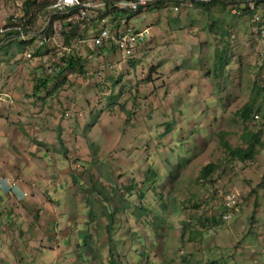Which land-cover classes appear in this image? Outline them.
I'll list each match as a JSON object with an SVG mask.
<instances>
[{
  "label": "rangeland",
  "instance_id": "1",
  "mask_svg": "<svg viewBox=\"0 0 264 264\" xmlns=\"http://www.w3.org/2000/svg\"><path fill=\"white\" fill-rule=\"evenodd\" d=\"M26 1L0 0V29L29 17ZM36 2L29 28L19 25L25 38L0 31V236L15 251L1 264H264V146L250 161L223 162L197 178L223 156L219 131L240 144L243 124L233 112L255 83L264 85V32L254 23H264V4L254 18L228 2L207 12L125 14L145 30L127 59L91 44L104 23L118 20L111 11L54 19V0ZM212 21L230 30L229 64L214 75L222 41L207 32ZM67 22L77 24L68 44ZM67 54L80 57L82 73L60 72ZM43 78L48 84L34 93ZM247 124L264 141V116ZM212 216L217 226L200 225ZM55 236L66 237L60 263L54 253L40 260L37 249L55 247L46 241Z\"/></svg>",
  "mask_w": 264,
  "mask_h": 264
},
{
  "label": "trees",
  "instance_id": "2",
  "mask_svg": "<svg viewBox=\"0 0 264 264\" xmlns=\"http://www.w3.org/2000/svg\"><path fill=\"white\" fill-rule=\"evenodd\" d=\"M229 3L231 6L236 7L237 10L239 11L241 9V7H245L243 8L245 10V12H247L249 14V16L251 18H254V15L256 13V9L257 6L260 4H264V2H261L259 0L254 1V8H250L249 4L246 3V1H240V2H236L234 0H230V1H225V0H209L207 2H193V7L195 8H200L203 9L204 11H208L209 7L216 3V4H225V3ZM38 2H36V0H27L25 2V7H26V11H25V16H29L27 18H21L20 22L18 23L19 25H25L26 23H28V18L31 20L35 19V13L28 15L27 13L30 11V8L32 6H35V4H37ZM39 4V3H38ZM44 6H40V8H43ZM157 7V6H154ZM153 10L155 8H149L148 10ZM76 13L73 12V14ZM111 13L115 16H122L125 14H129V15H134V14H130L127 13L126 11H124L123 9L120 10H116L113 9L111 11ZM228 15H230V12L228 13ZM62 17V15L60 14H53L51 16V18H59ZM257 18V17H256ZM264 18V17H262ZM50 24L52 23V21L49 22ZM255 27L259 26L260 27V31L264 32L262 29L264 28V23H263V19H259V20H255ZM16 24V23H15ZM209 24V26H208ZM207 24V32L210 35H214L216 37H219V39L222 41L220 46H217L214 50V54H213V58H214V62H213V75L216 73H220L221 71H223V69L228 66L229 64V58H228V47H229V41L228 38L230 37V30H226L225 28H223L222 26L217 25V23L215 21H212L211 23ZM63 25H68L67 30L63 31L62 35L64 38V42L66 44L69 43V41L71 39L76 38L75 37V29L77 27V24L74 23H70L67 22L66 24ZM50 27V26H48ZM64 27V26H63ZM230 28V25L229 27ZM19 31H10V32H6L5 35V39L8 37H12L13 35H16L15 38L17 37H21L20 34H18ZM49 38L48 34H44L42 36H39V38ZM15 41L14 37H12V39ZM9 40V41H10ZM46 42V41H44ZM44 42L40 45H44ZM21 43L23 45H21ZM26 41L25 40H21L19 41L17 44V51L18 52H22L25 49V44ZM39 47V46H38ZM101 50L103 52L107 51V47L103 46L101 48ZM41 53L39 52V49H37L34 52V55L38 56ZM64 57V56H63ZM63 59V66L60 69L61 71H69V72H74V71H78L79 73H82V69H83V65H82V61L80 60V57H76L73 55H66V58H62ZM49 78H43V80L39 81L37 83V85L34 87L33 91L34 93L39 92L42 88H45L46 85L49 82ZM257 114H261L262 116H264V85L260 86L257 85L256 83L252 86V88L250 89V93H249V97L247 99V101L238 109L234 110L233 112V118L240 121L241 124H243L242 126V132L239 135V145H232L231 143H229V141L227 140V135L228 132L221 130L218 132L217 134V140H218V145L221 147L222 149V157L220 158L219 161L217 162H208L206 164H204L199 172H198V176L197 178L199 180H205L208 179L211 175H213L217 170L218 167L221 165V163L223 162H229L230 160L232 161H239V162H243V161H250L252 160L255 155L258 152L259 148H263L264 146V141L262 140V130H258V131H253L251 129H249L248 127V122L250 123V119L253 118L254 115ZM169 129V128H167ZM225 157V158H224ZM156 174L154 170H150L146 176V179H149L150 181H153L152 179H155ZM139 198H142V194H139ZM91 215L88 217L91 221H95L98 216L91 211ZM105 215V214H104ZM139 215V214H137ZM109 216V220L112 219V213H108ZM204 221H208V224L210 226H217L219 224V219L216 216H212L210 218H205L204 220L199 221L200 225L202 227H206V223ZM87 247V245L83 246ZM216 263V262H215ZM110 264H114L113 262H110Z\"/></svg>",
  "mask_w": 264,
  "mask_h": 264
},
{
  "label": "built area",
  "instance_id": "3",
  "mask_svg": "<svg viewBox=\"0 0 264 264\" xmlns=\"http://www.w3.org/2000/svg\"><path fill=\"white\" fill-rule=\"evenodd\" d=\"M209 0H54L48 7L54 14H68L70 16H77L81 18H87L89 11H96L100 14L109 15L108 12L116 8V10L123 9L127 13L137 14L143 10L149 8H171L174 11H178L181 7L192 6L193 2H207ZM250 1V0H248ZM256 1V0H251ZM264 2V0H259ZM157 6V7H154ZM73 14V12H75ZM110 15L115 19L114 15ZM115 23H107L98 30V32L91 38V44L95 47L111 46L121 53L124 58H132L143 39L145 30L138 31L135 28L128 25V19H124L119 16ZM14 21V20H12ZM29 28L28 25L23 26ZM19 31L18 34L22 38H25L26 33L23 32L21 26L14 24L4 25L0 31L2 34L10 31ZM36 39V43L40 46L48 38ZM30 57L31 54L27 53ZM264 231V228H263Z\"/></svg>",
  "mask_w": 264,
  "mask_h": 264
},
{
  "label": "crops",
  "instance_id": "4",
  "mask_svg": "<svg viewBox=\"0 0 264 264\" xmlns=\"http://www.w3.org/2000/svg\"><path fill=\"white\" fill-rule=\"evenodd\" d=\"M8 189L12 192L10 187ZM13 190H15V188H13ZM49 239H51L52 242H58V243H55L56 244L55 247H52V245H49L48 247H41L40 249H37L41 254V256L39 258L42 261H47V259H49V257L54 253L55 255H59L57 257V260L60 263V260H61L60 253L64 249V247H62L61 243L65 242L63 240H66V237H64V236H62V237L55 236L52 238L46 237L47 242L49 241ZM66 247L67 246H65V248ZM25 253L26 254L28 253V248L26 246H24L22 248L21 255H24ZM13 255H15V251L12 249V247H10L8 245V241L0 236V264H1V262L3 263L5 261H9L10 258L14 257ZM9 264H12V263L9 262Z\"/></svg>",
  "mask_w": 264,
  "mask_h": 264
},
{
  "label": "clouds",
  "instance_id": "5",
  "mask_svg": "<svg viewBox=\"0 0 264 264\" xmlns=\"http://www.w3.org/2000/svg\"><path fill=\"white\" fill-rule=\"evenodd\" d=\"M155 9H157V8H155ZM163 9H164V8H163ZM114 17H115V16H114ZM121 17H122V16H121ZM144 35H145V34H144ZM143 38H144V36H143ZM142 40H143V39H142ZM141 42H142V41H141ZM141 42H140V43H141ZM106 47H107V46H106ZM110 48L114 49L113 47H110ZM107 50H108V49H107ZM114 50H115V49H114ZM136 52H137V51H136ZM135 54H136V53H135ZM133 57H134V56H133ZM133 57H132V58H133ZM263 228H264V227H263ZM262 230H263V229H262ZM263 232H264V231H263Z\"/></svg>",
  "mask_w": 264,
  "mask_h": 264
}]
</instances>
